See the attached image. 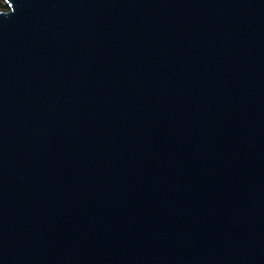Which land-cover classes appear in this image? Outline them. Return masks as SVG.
<instances>
[{
    "label": "water",
    "instance_id": "95a60500",
    "mask_svg": "<svg viewBox=\"0 0 264 264\" xmlns=\"http://www.w3.org/2000/svg\"><path fill=\"white\" fill-rule=\"evenodd\" d=\"M0 1V264H264V0Z\"/></svg>",
    "mask_w": 264,
    "mask_h": 264
},
{
    "label": "trees",
    "instance_id": "16d2710c",
    "mask_svg": "<svg viewBox=\"0 0 264 264\" xmlns=\"http://www.w3.org/2000/svg\"><path fill=\"white\" fill-rule=\"evenodd\" d=\"M0 7H4V4L0 1Z\"/></svg>",
    "mask_w": 264,
    "mask_h": 264
},
{
    "label": "rangeland",
    "instance_id": "374dc122",
    "mask_svg": "<svg viewBox=\"0 0 264 264\" xmlns=\"http://www.w3.org/2000/svg\"><path fill=\"white\" fill-rule=\"evenodd\" d=\"M4 9V7H0V10H3Z\"/></svg>",
    "mask_w": 264,
    "mask_h": 264
}]
</instances>
